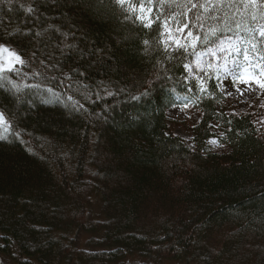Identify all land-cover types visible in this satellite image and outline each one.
Instances as JSON below:
<instances>
[{
	"label": "trees",
	"instance_id": "16d2710c",
	"mask_svg": "<svg viewBox=\"0 0 264 264\" xmlns=\"http://www.w3.org/2000/svg\"><path fill=\"white\" fill-rule=\"evenodd\" d=\"M168 28L112 0H0V45L26 61L0 85L8 264H264V108L227 111L216 56L172 51L191 37ZM184 97L190 141L169 125Z\"/></svg>",
	"mask_w": 264,
	"mask_h": 264
},
{
	"label": "snow or ice",
	"instance_id": "6c2138e0",
	"mask_svg": "<svg viewBox=\"0 0 264 264\" xmlns=\"http://www.w3.org/2000/svg\"><path fill=\"white\" fill-rule=\"evenodd\" d=\"M154 2L158 7L167 6V15L154 11L152 7ZM112 3L120 8L127 19H135L143 28L152 30L155 26L161 37L164 36L165 30L169 37L172 36L173 30L168 28V25L173 22H175L176 31L182 35L187 30L185 38L191 37V40L187 44L173 40L172 43L175 44V47L172 48V51L183 54L191 48L190 54H194L197 61L203 55H216L218 52H224L226 53L225 59H227V56H232L235 53L234 58L230 61L231 67L225 65L224 77L217 76V79L231 78L235 83L249 68L254 73L260 70V74L264 75V0H112ZM145 4H147V8ZM175 9L180 11H175ZM26 11L32 13L33 10L29 8ZM188 12L193 13L192 20L188 19ZM245 12L247 15H244ZM249 21H251L250 26ZM206 23L208 24L207 28H205ZM190 24L193 28L203 31L204 36L201 37L199 34L193 36ZM143 43L149 45L147 40ZM158 43L163 45L165 52L169 51L171 44L163 39ZM198 45H207L208 47L206 51L198 52ZM5 54L14 60L11 66H6ZM25 64L26 61L14 50L0 45V85L8 81L7 73L20 74L16 65L24 66ZM184 68L191 72L192 65L186 64ZM192 78L196 79V77ZM12 86L16 87V85ZM260 87L264 88V83H261ZM189 91L191 90L189 89ZM200 91H206L202 83ZM180 99L183 101L187 97ZM187 106L185 104V107ZM10 128L11 125L7 122L4 114L0 113V140L7 139L6 134ZM13 135L16 133L13 132ZM208 143L218 146L217 140H210Z\"/></svg>",
	"mask_w": 264,
	"mask_h": 264
},
{
	"label": "rangeland",
	"instance_id": "374dc122",
	"mask_svg": "<svg viewBox=\"0 0 264 264\" xmlns=\"http://www.w3.org/2000/svg\"><path fill=\"white\" fill-rule=\"evenodd\" d=\"M215 64L217 68V76L223 78L225 75V65L231 67L230 61L234 58L235 53L232 56H227L226 53L218 52L215 55ZM6 66H11L14 60L5 54ZM264 75L260 74V70L253 72L251 68L248 69L241 77H239L235 83L231 78L219 79L222 91L226 95L228 101L225 104L227 111L233 113H241L251 109L254 106L264 108V95L261 92L260 84L263 83ZM243 81V82H242ZM243 93V94H241ZM186 101H182L168 111V117L170 119L169 125L173 133L180 135L186 141H190L193 134L190 127L198 120V114L195 110L189 107ZM0 113H2L0 111ZM263 123L264 122H260ZM218 127V126H216ZM214 150H221V146H212ZM135 262V263H134ZM131 264H141L139 261L132 260ZM0 264H8L6 260L0 257ZM162 264H184L176 263L172 261H164Z\"/></svg>",
	"mask_w": 264,
	"mask_h": 264
}]
</instances>
